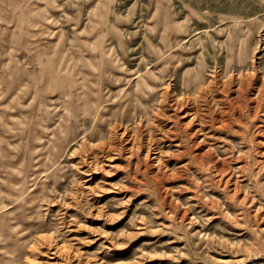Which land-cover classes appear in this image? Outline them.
I'll return each instance as SVG.
<instances>
[{
    "label": "rangeland",
    "instance_id": "1",
    "mask_svg": "<svg viewBox=\"0 0 264 264\" xmlns=\"http://www.w3.org/2000/svg\"><path fill=\"white\" fill-rule=\"evenodd\" d=\"M0 264H264V0H0Z\"/></svg>",
    "mask_w": 264,
    "mask_h": 264
}]
</instances>
